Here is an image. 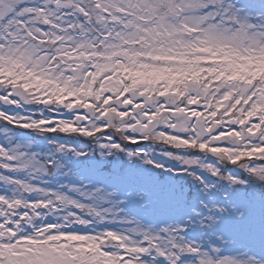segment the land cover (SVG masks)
<instances>
[{"label":"snow or ice","instance_id":"6c2138e0","mask_svg":"<svg viewBox=\"0 0 264 264\" xmlns=\"http://www.w3.org/2000/svg\"><path fill=\"white\" fill-rule=\"evenodd\" d=\"M0 264H264V0H0Z\"/></svg>","mask_w":264,"mask_h":264},{"label":"rangeland","instance_id":"374dc122","mask_svg":"<svg viewBox=\"0 0 264 264\" xmlns=\"http://www.w3.org/2000/svg\"><path fill=\"white\" fill-rule=\"evenodd\" d=\"M36 109L35 108H33V111H35ZM47 114V113H46ZM41 147L42 148H44L45 150H47L48 149V145L46 144V145H41ZM39 150V149H38ZM58 180H59V183H57V182H55L54 181V184H55V186L57 187V188H59L60 187V183H63L64 185H68V181L67 180H64L63 178H58ZM85 183H87V182H85ZM62 190H64V191H68V188L67 187H65L64 189H62ZM68 194L69 195H76L77 197H78V194H76V193H72V192H68ZM79 198V197H78Z\"/></svg>","mask_w":264,"mask_h":264},{"label":"trees","instance_id":"16d2710c","mask_svg":"<svg viewBox=\"0 0 264 264\" xmlns=\"http://www.w3.org/2000/svg\"><path fill=\"white\" fill-rule=\"evenodd\" d=\"M108 167H109V165H108Z\"/></svg>","mask_w":264,"mask_h":264}]
</instances>
